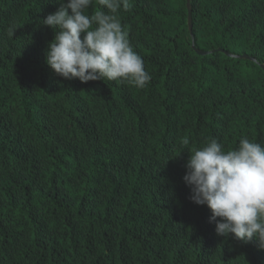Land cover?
I'll return each mask as SVG.
<instances>
[{
  "label": "trees",
  "instance_id": "16d2710c",
  "mask_svg": "<svg viewBox=\"0 0 264 264\" xmlns=\"http://www.w3.org/2000/svg\"><path fill=\"white\" fill-rule=\"evenodd\" d=\"M130 4L143 89L56 75L59 3L0 0V264H264L183 180L212 138L264 145V0H191L193 36L187 0Z\"/></svg>",
  "mask_w": 264,
  "mask_h": 264
},
{
  "label": "clouds",
  "instance_id": "9594fccd",
  "mask_svg": "<svg viewBox=\"0 0 264 264\" xmlns=\"http://www.w3.org/2000/svg\"><path fill=\"white\" fill-rule=\"evenodd\" d=\"M56 2L59 8L41 23L55 33L45 62L56 75L82 83L107 79L138 89L148 85L151 75L119 19L121 11L130 9V0H95L99 10L94 13L88 11L93 0ZM14 31L10 27L9 35ZM185 167L189 199L208 207L216 234H232L245 243L255 240L264 250V145L244 137L236 148L225 150L212 138L189 154Z\"/></svg>",
  "mask_w": 264,
  "mask_h": 264
},
{
  "label": "water",
  "instance_id": "95a60500",
  "mask_svg": "<svg viewBox=\"0 0 264 264\" xmlns=\"http://www.w3.org/2000/svg\"><path fill=\"white\" fill-rule=\"evenodd\" d=\"M187 4H188V10H189V29L191 32V35L193 36V22H192V7H191V0H187ZM195 48V46H194ZM197 52L201 55H204L202 52L198 51ZM243 58H248L246 56H243ZM262 69L264 70V65L262 66Z\"/></svg>",
  "mask_w": 264,
  "mask_h": 264
}]
</instances>
